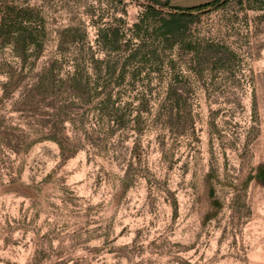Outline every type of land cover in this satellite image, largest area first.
Wrapping results in <instances>:
<instances>
[{
    "label": "rangeland",
    "instance_id": "rangeland-1",
    "mask_svg": "<svg viewBox=\"0 0 264 264\" xmlns=\"http://www.w3.org/2000/svg\"><path fill=\"white\" fill-rule=\"evenodd\" d=\"M158 1L0 0V264H264V1Z\"/></svg>",
    "mask_w": 264,
    "mask_h": 264
},
{
    "label": "trees",
    "instance_id": "trees-1",
    "mask_svg": "<svg viewBox=\"0 0 264 264\" xmlns=\"http://www.w3.org/2000/svg\"><path fill=\"white\" fill-rule=\"evenodd\" d=\"M224 0H213L208 3L193 7H175L170 4V0H160L158 4H161V7H156L154 4H147L145 12L141 15L140 21L135 23L137 28L136 36L142 39L140 46L144 49H152L156 51L157 47L155 44V39H157L158 46L165 47L166 49H171L175 44L183 43L184 36L189 30V22L192 21V16L201 12L206 8H213L220 5ZM258 2L264 0H256ZM153 19V30L150 32L146 29V37H153V42H148L144 37L141 36L139 32L141 25H145L148 20ZM147 26V25H146ZM146 28H149L147 26ZM134 51L128 61L135 58L139 51ZM260 178H264V169L260 171L257 175Z\"/></svg>",
    "mask_w": 264,
    "mask_h": 264
},
{
    "label": "crops",
    "instance_id": "crops-1",
    "mask_svg": "<svg viewBox=\"0 0 264 264\" xmlns=\"http://www.w3.org/2000/svg\"><path fill=\"white\" fill-rule=\"evenodd\" d=\"M213 0H170V4L175 7H193Z\"/></svg>",
    "mask_w": 264,
    "mask_h": 264
}]
</instances>
